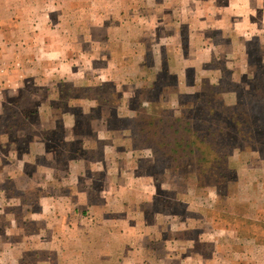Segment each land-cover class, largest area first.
I'll use <instances>...</instances> for the list:
<instances>
[{
  "label": "rangeland",
  "instance_id": "374dc122",
  "mask_svg": "<svg viewBox=\"0 0 264 264\" xmlns=\"http://www.w3.org/2000/svg\"><path fill=\"white\" fill-rule=\"evenodd\" d=\"M149 1H3L46 3L42 8L53 9L61 5L58 23L67 45L59 37L54 45L58 52L67 50L73 74L21 77L13 63L9 77L0 81L2 185L12 193L6 165L34 168L22 158L45 151L36 160L52 165L54 175L43 168L38 182L47 175L55 185L61 180L69 186L74 176L63 178L66 173L76 171L81 161L108 158L113 147L118 150L115 165L129 171L127 181L141 178L136 180L143 184L150 176L149 187L143 185L142 193L128 199L133 208L128 216L139 226L153 220L155 228L181 229V239L196 236L190 229H238L242 236L254 234L264 242V223L241 217L254 215L256 207L264 213V0L191 1L194 9L188 12L181 11L187 0H170L162 4L170 10L157 13L160 20L147 10ZM19 17L27 19L28 11ZM35 64L44 72L38 61L31 66ZM143 115L181 116L191 134H171L168 122L148 125L139 118ZM60 118L72 124L69 137ZM180 138L192 145L173 152L172 140ZM135 166L138 170L130 171ZM98 185L100 176L94 180ZM16 194L22 202L35 197L34 191ZM31 208L36 209L33 202ZM24 209L29 208L6 207L18 217L17 232L33 229V222L21 220ZM124 209L118 204L117 211ZM7 226L0 218V234ZM213 237L228 250L222 256L235 259L232 233L215 232ZM44 238L24 237L19 248L0 246V264H62L60 253L48 251L52 244Z\"/></svg>",
  "mask_w": 264,
  "mask_h": 264
},
{
  "label": "crops",
  "instance_id": "0c3cea01",
  "mask_svg": "<svg viewBox=\"0 0 264 264\" xmlns=\"http://www.w3.org/2000/svg\"><path fill=\"white\" fill-rule=\"evenodd\" d=\"M0 1V75L3 74L0 76V81L4 82L9 77V67L15 63L14 66L19 67L16 70L21 77L37 74H44L47 77L72 75L73 70L70 69L72 58L66 54L67 50L61 49L58 52L59 49L54 45L58 37L61 45H67L58 23L61 19L57 10L61 8V5L56 3L53 9L48 6L42 8V5L46 3L22 5L3 2L9 0ZM32 1L37 3L40 0ZM191 1L199 2L200 0H187L186 5L182 1L181 11H192L194 7L191 9ZM163 3L169 4L170 0H150L146 7L156 20L161 18L157 13H165L166 9L170 10L163 7ZM22 10L28 11L27 19L19 17ZM53 18L55 20H52ZM27 61L28 64H26ZM37 61L43 67L44 72H38L36 64L31 66ZM114 65L116 64H111V66ZM31 70L38 73H33ZM60 119L66 130L65 136L69 137V133L72 134L70 131L72 124L68 125L65 122L69 118ZM100 124L103 123L100 122ZM112 148L110 147L112 151H109L111 154L108 158H97L92 162L81 161L76 171L70 175L66 173L63 178L74 176L69 186H64L61 180L62 186L55 185V180L48 181L47 175L39 178L38 182L37 175L42 172L43 168L44 170L50 168L54 175L52 165L49 167L48 164H40L36 160L37 155H44L45 151L44 154L42 152L41 154L30 153L28 159L25 155L22 158L25 165L33 164L34 168L30 165L31 167L26 170L22 164L19 169L14 164L17 171L14 174L11 172L14 170L12 169L14 165H6L7 169L4 170L9 171L7 176L12 181L13 188L10 193L2 185L6 181L5 173L2 171L0 174L3 175V179L0 180V218L3 217L8 221V226L4 229L6 232L0 234V246L8 245L12 248L18 246L19 248L24 242H22L24 237L26 239L33 236H45L44 240L52 244L48 247V251L60 253L62 264H264V242L259 241L254 234L246 236L243 232L242 236L238 229L230 228L220 230L205 228L198 231L190 229L187 232H194L196 236L190 234L189 237L181 239L179 235L181 229L155 228L152 227L153 220L144 222V226L133 222L132 217L128 216L133 213V208H128L132 201L129 202L128 199L142 193L143 185L145 189L149 187L147 179L150 176H146L143 184L136 180L141 178L127 181L128 177H131L129 171L126 166L115 165L114 154L118 150ZM135 169L138 170L135 166L130 171L133 172ZM98 176L101 177L102 185L96 188L94 180ZM22 177L25 179L21 180ZM85 178H88L90 182H86ZM42 183L45 187H41ZM26 190L29 193L34 191L33 201L30 195L28 201L18 200L19 196L16 193ZM32 202L36 206L35 210H31ZM15 204L29 208L28 214L24 209L21 220H28V223L33 222V229L30 227L29 231L24 230L26 228H23L21 232L15 231L18 226V217L14 211L6 210L7 206H15ZM118 204L125 209L117 211ZM257 209L258 212L254 215L240 216L253 222L264 223V213L260 211L262 207H256L255 210ZM135 218L145 220L143 215L139 217L136 214ZM215 232H221L227 237L232 233L233 238L236 239L234 242L236 249L232 252V254L235 253V259L230 258V254L226 253L225 257L222 256V253L228 250L217 245L219 240L213 237ZM198 243L207 244L210 248H198ZM223 248L224 251H222Z\"/></svg>",
  "mask_w": 264,
  "mask_h": 264
},
{
  "label": "trees",
  "instance_id": "16d2710c",
  "mask_svg": "<svg viewBox=\"0 0 264 264\" xmlns=\"http://www.w3.org/2000/svg\"><path fill=\"white\" fill-rule=\"evenodd\" d=\"M242 107V105H240ZM162 116V115H161ZM140 119L145 120L146 124L148 125H158V124H164V123H170L167 128L171 129V134H179V136L183 137V135L185 136V133H190L191 134V130L186 128L184 126V123L181 121L182 117H176L174 118L173 116H169V117H157L154 119H147L146 116H139ZM150 118V117H148ZM219 119H222L221 116L219 117ZM208 134H213L214 130L211 129V127L208 128L207 130ZM168 134L170 133H166V136H168ZM146 138V137H145ZM171 143V142H170ZM175 149H172L173 152H176L177 150V146L178 147H182V148H189L188 146L192 145L190 143V141H186L184 138H180L179 140H172V143Z\"/></svg>",
  "mask_w": 264,
  "mask_h": 264
}]
</instances>
